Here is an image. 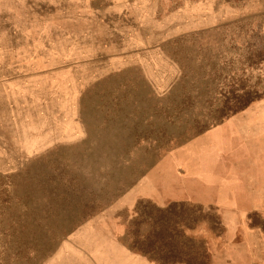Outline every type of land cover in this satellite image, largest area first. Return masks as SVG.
<instances>
[{"label": "rangeland", "instance_id": "rangeland-1", "mask_svg": "<svg viewBox=\"0 0 264 264\" xmlns=\"http://www.w3.org/2000/svg\"><path fill=\"white\" fill-rule=\"evenodd\" d=\"M165 37L181 39V64L199 74L182 87L220 103L212 120L264 96V0H0V82L13 85L0 110V264H41L61 240L53 231L88 205L109 204L130 165L144 163L133 152L139 140L161 145L162 137L115 136L123 116L114 103L129 102L143 81L136 71L114 74L113 60L130 43ZM171 205L119 211L133 219L121 227L127 243L145 250L147 237L173 226L208 264H264L263 205L242 218Z\"/></svg>", "mask_w": 264, "mask_h": 264}, {"label": "crops", "instance_id": "crops-1", "mask_svg": "<svg viewBox=\"0 0 264 264\" xmlns=\"http://www.w3.org/2000/svg\"><path fill=\"white\" fill-rule=\"evenodd\" d=\"M180 41L165 37L130 43L127 53L114 57V74L136 71L143 81L139 88L131 86L129 102L114 103L123 116L113 125L115 136L162 137L161 145L139 140L133 152L143 151L144 163L136 170L130 165V179L109 204L88 205L75 224L53 231L61 240L41 264H154L144 250L127 243L128 233L121 229L133 220L126 217L136 212L139 201L162 208L183 203L216 207L241 218L264 206V96L212 120L220 103L202 102L199 89L182 87L199 74L181 64ZM12 88L0 82V110L13 100ZM40 118L45 124L44 112Z\"/></svg>", "mask_w": 264, "mask_h": 264}, {"label": "trees", "instance_id": "trees-1", "mask_svg": "<svg viewBox=\"0 0 264 264\" xmlns=\"http://www.w3.org/2000/svg\"><path fill=\"white\" fill-rule=\"evenodd\" d=\"M178 206L170 205L162 213H168ZM179 207H185L183 204ZM185 228H189L188 224L183 225ZM169 229V227H168ZM167 228L157 229L153 236L152 240L146 238V244L144 252L153 259L155 262H160L161 264H208V255L205 250L193 249L190 246H187V243H190L191 238L186 236L184 229L178 231L180 242L172 234L174 227L171 226L170 232ZM155 237V240H154ZM149 240V241H148ZM159 240V249L156 248V242ZM160 250V251H159Z\"/></svg>", "mask_w": 264, "mask_h": 264}]
</instances>
